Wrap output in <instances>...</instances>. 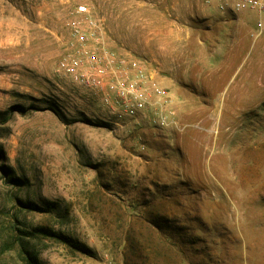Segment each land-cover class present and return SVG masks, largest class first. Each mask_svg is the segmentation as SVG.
<instances>
[{
	"label": "rangeland",
	"instance_id": "rangeland-1",
	"mask_svg": "<svg viewBox=\"0 0 264 264\" xmlns=\"http://www.w3.org/2000/svg\"><path fill=\"white\" fill-rule=\"evenodd\" d=\"M235 1L0 0V264H264V34ZM92 44L146 109L59 68Z\"/></svg>",
	"mask_w": 264,
	"mask_h": 264
},
{
	"label": "built area",
	"instance_id": "built-area-1",
	"mask_svg": "<svg viewBox=\"0 0 264 264\" xmlns=\"http://www.w3.org/2000/svg\"><path fill=\"white\" fill-rule=\"evenodd\" d=\"M235 7L237 10L248 9L260 14L258 32L264 34V0H236ZM76 13L87 14L88 7L80 5ZM73 35L78 43L84 45L89 42L91 33L81 27L79 22L73 27ZM97 45L92 44L91 48L83 50L85 52L78 49V54L63 57L59 68L66 76L93 90L103 102L112 107L115 105L122 108L128 114L146 109L149 100L143 86L147 79L145 69L137 66L132 70L121 69L116 55L106 50L104 55L100 56L97 53ZM155 93L160 105L168 103L165 90L157 87Z\"/></svg>",
	"mask_w": 264,
	"mask_h": 264
},
{
	"label": "trees",
	"instance_id": "trees-1",
	"mask_svg": "<svg viewBox=\"0 0 264 264\" xmlns=\"http://www.w3.org/2000/svg\"><path fill=\"white\" fill-rule=\"evenodd\" d=\"M27 262H28V264H39L38 259L36 257H28ZM163 263L169 264L170 260L166 257L165 259L158 262V264H163Z\"/></svg>",
	"mask_w": 264,
	"mask_h": 264
}]
</instances>
